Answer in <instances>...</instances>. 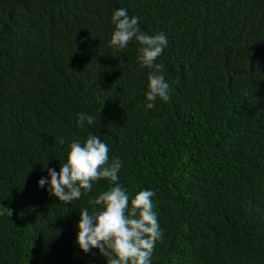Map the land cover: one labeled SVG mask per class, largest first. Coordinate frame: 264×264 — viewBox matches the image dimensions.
<instances>
[{
	"label": "trees",
	"instance_id": "16d2710c",
	"mask_svg": "<svg viewBox=\"0 0 264 264\" xmlns=\"http://www.w3.org/2000/svg\"><path fill=\"white\" fill-rule=\"evenodd\" d=\"M119 7L169 37L171 100L153 109L135 42L108 43ZM89 132L121 184L155 191L152 264H264V0H0V264H106L74 238L108 182L70 203L37 184Z\"/></svg>",
	"mask_w": 264,
	"mask_h": 264
},
{
	"label": "clouds",
	"instance_id": "9594fccd",
	"mask_svg": "<svg viewBox=\"0 0 264 264\" xmlns=\"http://www.w3.org/2000/svg\"><path fill=\"white\" fill-rule=\"evenodd\" d=\"M138 15H130L127 8L119 7L110 16L111 31L108 43L124 50L135 42L136 61L147 67L146 109L156 107V101L171 100V84L165 78V65L157 62L169 44L164 31L152 33L141 29ZM98 116L86 111L75 114V123L84 127L93 125ZM61 144L64 141L61 139ZM123 161L109 157V145L100 136L89 132L83 139L71 140L64 152L59 169L44 168L47 175L37 184L46 187L48 193L58 200L70 203L91 192L94 182L105 179L107 187L99 190L88 203L92 206L78 210L75 243L85 253L96 248L106 258V264H152L157 241L163 238V228L153 200L155 191L142 188L130 191L121 184L120 169ZM67 211V210H66ZM13 209L0 204V216L10 217Z\"/></svg>",
	"mask_w": 264,
	"mask_h": 264
}]
</instances>
